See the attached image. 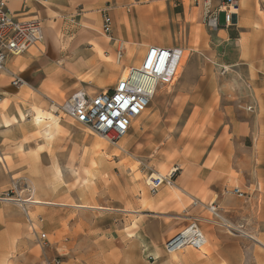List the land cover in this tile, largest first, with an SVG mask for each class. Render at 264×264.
<instances>
[{"label": "crops", "instance_id": "0c3cea01", "mask_svg": "<svg viewBox=\"0 0 264 264\" xmlns=\"http://www.w3.org/2000/svg\"><path fill=\"white\" fill-rule=\"evenodd\" d=\"M158 1L152 0L150 3V0H7L8 9L16 21H39L42 41L23 55L8 58L5 64L8 73L0 75V191L7 182L6 173L10 172L5 159L10 158L12 161L18 158L20 151L24 154L34 152L49 163L52 159H57L54 167H57L61 179L67 185L69 172L67 158L73 150L75 156L78 149L82 152L80 146L83 145V137L76 131L80 126L75 124L76 128L74 123L62 125L59 121L45 119L43 123L48 125L44 130H39L40 126L35 125L33 121L28 126L30 118L33 120L37 110L42 112L41 108H44L46 100L58 105L78 90H83L89 95L109 91L114 88L124 69L140 64L148 47L181 48L159 46L155 43L153 34L149 33L148 25L152 26L153 22L158 20L157 7L152 5ZM142 3L148 5L141 6ZM104 15H108L112 21L110 37L103 36L101 32ZM233 23L237 33L235 38L229 40L230 49L234 50L235 54L229 59L231 63L229 69L238 66L241 61L257 63L253 66L256 71L253 74L258 84L249 88L255 106L258 107L257 116L247 119L242 113L237 111L232 113L233 108L229 110L226 107L224 127L212 137L204 155L190 160L179 169H173L175 170L173 188L176 189L177 197L178 193L182 194V202L186 204L182 210L175 200L170 198L168 189L173 188L168 186L159 189L154 200L145 199L143 193L137 192L138 197H130L129 204H126L127 208L107 209L112 212L114 223L117 221L130 223L134 220L136 229L129 231L131 241L141 249L159 244V253L162 254L165 253L163 248L165 244L185 229L190 219L197 221L206 239V246L202 249H206L203 258L192 260L191 263L178 264H244L242 258L244 241L238 234V232L244 234L243 231H239V227L243 225L242 220L247 217L246 219L252 222V227L256 224L259 229L264 227V169L258 170L257 166H253L250 153L247 152L245 155L243 148L244 141L249 138L257 137L264 141V0H239ZM155 26L154 29L157 30V23ZM118 49L122 52L120 64L115 62ZM9 73L23 79L26 85L19 89L11 87ZM233 89L226 87L222 94L231 95ZM32 90L42 97H30L28 91ZM25 96H28L27 102L24 100V104L30 109L28 113H25L23 103L15 101ZM6 101H9V106L3 108L2 105ZM16 124H25L21 133L14 129ZM131 129L128 133L130 139L133 137ZM134 145L136 146V143H133ZM129 149H132V146H129ZM259 173L262 177L257 176ZM245 174L250 175L249 184L245 189L248 192L252 189L257 190L256 195L263 200L260 207L256 205L251 208L250 204L244 206L240 197L229 193L234 189L244 193L242 188ZM34 190L36 191V187ZM1 201L3 200L0 199V264H3L4 250L21 249L25 243H29L24 239L29 236L20 224L22 220L19 215L12 217L4 214L5 205ZM36 201L43 204L35 205H51L50 202ZM76 201L78 200L75 199L73 204L63 203L59 206H63L66 213L71 212L75 215L78 214V209H103L101 206L80 205ZM142 201L145 202L144 207H141ZM189 201L197 205L193 206ZM209 204L218 207L222 224L207 222L210 214L205 207ZM35 205L23 207L31 206L35 215L36 212L43 210ZM183 210L186 211V215ZM35 217L33 216L31 220L36 222ZM32 226L30 231L32 230L35 245L45 249L37 242L40 235L38 230L43 229V224L37 223ZM67 230L70 242L61 245L60 248L76 249L78 233L82 230L80 224L75 222L71 227L67 225ZM257 235L246 232V236H243L256 243L261 242L259 245L264 247V242L259 239L264 233ZM46 238L50 245L47 235ZM146 250L151 255L158 251L144 249L143 252ZM253 255L255 264H264V253L254 251ZM189 258L198 259L195 255H189ZM156 264H159V261Z\"/></svg>", "mask_w": 264, "mask_h": 264}, {"label": "rangeland", "instance_id": "374dc122", "mask_svg": "<svg viewBox=\"0 0 264 264\" xmlns=\"http://www.w3.org/2000/svg\"><path fill=\"white\" fill-rule=\"evenodd\" d=\"M209 2V6L204 7V10L199 6V0H159L152 4L157 7L158 20L147 28L149 33L153 34L155 43L159 46L188 49L191 56L186 61L182 76L180 75L172 85L158 89L157 96L152 98L146 112L137 120L138 125H135L136 123L133 125L132 139L128 134L116 146H112L88 130L78 127L76 131L83 137V145L80 146L82 152L78 149L76 156L74 150L69 153L67 185L61 179L57 167H54L57 159H52L49 163L34 152L24 154L21 151L18 158L12 161L10 158L5 159L10 172L6 173L7 182L0 191V199H4L1 203L5 205L3 211L12 217L20 216L22 220L20 224L29 236L24 239L29 243H25L21 249H5L3 264H156L157 261L159 264H178L191 263L192 260L203 258L206 249L201 252L186 249L175 255L159 253V244L141 249L129 239L131 237L129 231L136 229L134 220L130 223L119 221L114 223L112 212L107 209L127 208L129 200L138 197L137 192L143 193L145 199L154 200L155 195H151L144 185L146 171L143 173V166L148 167L149 171L156 170L165 176L171 170L179 169L190 160L203 156L212 137L224 127L226 107L229 110L233 108L232 113L236 111L242 113L247 119L257 116L258 107L255 106L253 94L249 90L258 84L253 74L256 73L253 66L257 63L241 61L238 66L229 69L231 64L229 59L232 55L235 56L234 50L230 49L229 40L235 38L237 31L234 23L229 27H223V14L219 17V26L222 28L216 31L206 28L204 17L207 9L210 12L218 10L221 0ZM148 3H142L141 6ZM155 23L158 25L157 30L154 29ZM223 69L228 70L223 74ZM226 87L234 88V92L231 95L222 94ZM239 87L241 89L237 90ZM33 91H28L30 97H42ZM240 91L243 92L239 93ZM28 96L15 101L24 104ZM8 106L9 101L2 105L3 108ZM24 107L25 113H28L30 109L26 104ZM51 107L56 109V104L46 100L40 112L43 120L52 118L62 125L73 124L69 119L59 118ZM30 120L28 126L32 124V117ZM24 125L16 124L14 129L21 133ZM47 125L48 123L42 122L39 130H44ZM74 126L77 128L75 123ZM133 143H136V146H133ZM129 146H132V149H129ZM243 148L245 155L247 152L250 153L253 166H257L258 170L264 169L263 139L249 138L244 141ZM257 176L262 177V174L259 173ZM249 177L250 175H244L242 188L244 196L241 199L244 206L250 204L251 208L256 205L260 207L263 200L256 195L257 190L252 189L248 192L245 189L249 184ZM34 187L35 200L51 203L35 205L43 209L35 215L31 206L23 207L28 204L23 206L18 204L33 197ZM168 191L170 198L175 200L182 210L186 206L182 202V194L178 193L177 197L175 187ZM75 199L80 205L101 206L103 209H78V214L75 215L71 212L66 213L65 208L59 206L63 203L73 204ZM189 204L192 205V201H189ZM144 205L145 202L142 201L141 207ZM183 212L186 215V211ZM33 216H36V222L31 220ZM246 218L239 227V231L244 232L243 235L246 232L253 235L264 233V227L259 229L257 224L252 227V222ZM40 220H44L43 223ZM75 222L79 223L82 229L78 233L76 249H61V245L70 242L67 225L71 227ZM37 223L43 224V229L38 230V233H45L50 240V245L46 241L45 249L35 245L32 230L30 231L31 225ZM218 223H223L222 218ZM123 229L125 230L122 232ZM238 234L244 241L242 249L244 264H255L254 251L264 253V247L248 239L246 235L243 236L239 232ZM259 239L264 242V236H260ZM144 249L158 251L151 255L147 250L143 252ZM189 255H195L198 259L189 258Z\"/></svg>", "mask_w": 264, "mask_h": 264}, {"label": "built area", "instance_id": "2783aa9c", "mask_svg": "<svg viewBox=\"0 0 264 264\" xmlns=\"http://www.w3.org/2000/svg\"><path fill=\"white\" fill-rule=\"evenodd\" d=\"M238 1L221 0L218 10L210 12L207 9L204 17L206 28L210 31L222 28L219 26L220 14L224 15L223 27L231 26L236 16L234 9H237ZM209 3V0H204L203 6L207 8ZM111 26L110 17L104 15L101 29L103 36L110 37ZM41 41L42 30L39 21H16L8 9L7 0H0V75L8 73L5 66L8 58L23 55ZM181 57V48L150 46L140 64L128 68L125 76H120L113 89L93 95L78 90L56 105V114L59 118L69 119L108 144L116 146L128 135L133 123L146 112L158 89L173 84ZM121 59L122 52L118 49L115 62L119 64ZM223 70V74L227 72V69ZM9 74L11 87L19 89L26 85L20 77ZM147 168L143 166L142 170L146 171L144 183L151 195H155L163 186L174 185L175 172L154 176V171ZM229 193L240 198L244 196L239 189ZM192 203L193 206L197 205ZM205 210L211 215L209 223H218L221 219L218 207L209 204ZM28 219L31 222L29 217ZM46 241L44 233L37 238L41 247L46 245ZM205 246L206 239L200 227L194 219H190L189 225L171 238L164 249L167 255H175L185 249L201 251Z\"/></svg>", "mask_w": 264, "mask_h": 264}, {"label": "bare ground", "instance_id": "6f19581e", "mask_svg": "<svg viewBox=\"0 0 264 264\" xmlns=\"http://www.w3.org/2000/svg\"><path fill=\"white\" fill-rule=\"evenodd\" d=\"M203 1L204 0H199V6L200 7H202V9L204 10V6H203ZM236 12V9H234V13ZM191 56V52L188 50V49H182V57H181V62H180V64H179V67H178V69H177V74H176V78H175V80H174V82L175 81H177L176 79H179L180 78V75L182 76V73L184 72V68L186 67V61L188 60V58ZM127 70L128 69H126L125 71H124V73L122 74L123 76H125V74L127 73ZM173 82V83H174ZM4 101H2V103H3ZM52 108V107H51ZM52 109H54L55 111H56V109L55 108H52ZM41 111H37L36 112V115H34V117H33V123L35 124V125H38V126H40L41 125V123L43 122V119H44V117L41 115L42 113H40ZM50 116H52V115H50ZM23 117V116H22ZM21 117V118H22ZM47 119H49V118H47ZM52 119V118H51ZM51 121H53V119L51 120ZM54 122V121H53ZM138 125V124H137ZM100 139V138H99ZM174 171L175 170H171V172L170 173H174ZM157 175H159V173L156 171V170H154V176H157ZM161 175V174H160ZM173 188V187H172ZM174 189V188H173ZM33 191H35V190H33ZM33 194V193H32ZM33 198V197H32ZM28 199V200H23V201H20V203H18L20 206H23L24 204H28V205H35V204H43V203H41V202H39V201H36L35 199L33 200V199ZM4 200V199H3ZM6 201H13L14 202V200H10V199H5ZM94 209V208H93ZM229 227V226H228ZM232 227V226H231ZM244 233V232H243ZM243 235V234H242ZM246 235V234H245ZM252 237V236H251ZM253 238V237H252ZM258 241V240H257ZM260 244H262L261 242H259ZM258 243V244H259Z\"/></svg>", "mask_w": 264, "mask_h": 264}]
</instances>
